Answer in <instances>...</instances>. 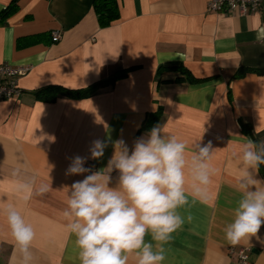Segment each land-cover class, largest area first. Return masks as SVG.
<instances>
[{
    "label": "crops",
    "instance_id": "crops-1",
    "mask_svg": "<svg viewBox=\"0 0 264 264\" xmlns=\"http://www.w3.org/2000/svg\"><path fill=\"white\" fill-rule=\"evenodd\" d=\"M11 1L0 0V13ZM117 1L119 17L108 26L99 25L93 0H17L13 13L0 16V64L28 67L18 79L20 98L0 100V205L14 203L34 227L31 264H80L62 212L67 187L90 173L67 175L71 158L85 157L84 166L99 171L115 141L131 150L157 126L190 147L214 149L207 200L190 199L180 209L185 223L164 244L163 264H239L240 249L250 264H264V225L236 246L225 239L239 199L237 154L243 137L252 139L242 123L264 141V73L232 77L242 67L264 70V40L257 38L264 33V3L242 14L209 11V0ZM55 31L59 39L52 41ZM128 68L89 96L36 94L53 86L83 89ZM157 110L154 126L144 128ZM95 140L108 145L99 159L90 158ZM110 175L115 186L119 173ZM29 177L51 187L24 201L17 184ZM257 178L264 180V172ZM0 262L21 264L2 213Z\"/></svg>",
    "mask_w": 264,
    "mask_h": 264
},
{
    "label": "clouds",
    "instance_id": "clouds-1",
    "mask_svg": "<svg viewBox=\"0 0 264 264\" xmlns=\"http://www.w3.org/2000/svg\"><path fill=\"white\" fill-rule=\"evenodd\" d=\"M257 38L264 40V33ZM107 146L105 141H93L90 158L102 157ZM113 147L106 168L92 171L84 166L87 158L75 156L66 171L67 175L90 173L67 187L62 212L66 228L75 237L79 262L128 264L134 256L135 264H163L164 244L185 223L180 209L190 199L207 200L214 149L210 143L190 147L175 135L162 134L158 126L147 138H138L131 150L123 140L115 141ZM237 159L239 199L225 228V239L232 246L249 241L264 225V180L257 178L264 165V141L243 137ZM114 170L119 173L118 181L110 186ZM18 175L19 169L13 172ZM50 187L43 182L36 185L35 177H29L18 182L17 192L27 201ZM0 213L6 217L21 264H31L34 227L14 203L0 205Z\"/></svg>",
    "mask_w": 264,
    "mask_h": 264
},
{
    "label": "trees",
    "instance_id": "trees-1",
    "mask_svg": "<svg viewBox=\"0 0 264 264\" xmlns=\"http://www.w3.org/2000/svg\"><path fill=\"white\" fill-rule=\"evenodd\" d=\"M92 4H93V8H94V11L97 15L98 23L100 26H108L113 21L118 19L119 10H118V1L117 0H93ZM16 9H17V0H12L10 2V4L2 10V12L0 13V16L5 17V16L13 13ZM170 68L171 69H179L183 73H185V70L183 69L182 66H174V67H170ZM129 69L130 68L120 70V71H116L109 78H106L104 80L96 82V83H94V84H92L86 88H83V89L69 90L66 88L53 86L51 88L40 89V90L36 91V94L43 100H51L56 96L57 93L66 94V95H75V96H80V97L89 96L96 90V88L103 86V85H107L109 83H112L118 78L124 77L127 74ZM248 71L256 72V73H264V70H261V69L243 68L242 67V68H239L233 74L232 77H236V78L242 77ZM196 80H198V79L190 78V81H196ZM158 116H159V110H157L153 113H150L147 116L146 120H144L143 127L144 128L147 127V128L151 129L152 126H154V124L158 120ZM242 129L245 132L250 133L252 139L255 141V137L253 136L252 132H250L251 131L250 125L248 123H242ZM260 170L262 172H264V165H262L260 167ZM0 264H2V263L0 262Z\"/></svg>",
    "mask_w": 264,
    "mask_h": 264
},
{
    "label": "built area",
    "instance_id": "built-area-1",
    "mask_svg": "<svg viewBox=\"0 0 264 264\" xmlns=\"http://www.w3.org/2000/svg\"><path fill=\"white\" fill-rule=\"evenodd\" d=\"M264 0H209L207 10L209 11H227L245 14L249 11H255L262 7ZM59 39L58 32L52 33V41ZM28 70L26 66H13L10 64H0V100L10 98H20L23 89L18 84L20 76ZM92 171L94 168L88 166ZM232 252V251H231ZM239 264H250L246 250L238 251Z\"/></svg>",
    "mask_w": 264,
    "mask_h": 264
}]
</instances>
